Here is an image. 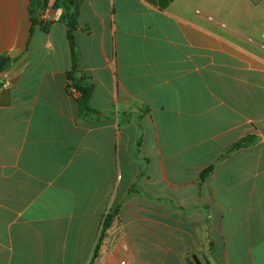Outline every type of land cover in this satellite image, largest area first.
Instances as JSON below:
<instances>
[{"label": "crops", "instance_id": "obj_1", "mask_svg": "<svg viewBox=\"0 0 264 264\" xmlns=\"http://www.w3.org/2000/svg\"><path fill=\"white\" fill-rule=\"evenodd\" d=\"M4 57L0 264H264V0H0Z\"/></svg>", "mask_w": 264, "mask_h": 264}, {"label": "trees", "instance_id": "obj_2", "mask_svg": "<svg viewBox=\"0 0 264 264\" xmlns=\"http://www.w3.org/2000/svg\"><path fill=\"white\" fill-rule=\"evenodd\" d=\"M49 0H31L32 2V7H37V6H47ZM69 24V40H70V44H71V48H72V53H73V70H72V77L76 78V71H77V55H76V49H75V37H74V32L76 30L77 27V22L76 20L71 17V15H65L64 17ZM10 62V59L8 57H4L0 59V73L2 71H4V69L6 68V66L8 65V63ZM76 90H78V92H80L81 97L79 99V103H80V111L81 114H85L87 112H90L91 109L89 107V103L90 100L92 98V93H93V89L92 86L90 85H76L75 86ZM254 143V139L253 138H247L239 143H237L232 150H236L239 148H245V147H249ZM213 167L209 168L206 172H204L202 174V178H205L208 173H210L212 171ZM112 216L108 215V217L105 219V223H104V227L101 231V236H100V241H103L106 238V234L108 229L112 226ZM98 251H99V247H97L94 257H97L98 255Z\"/></svg>", "mask_w": 264, "mask_h": 264}, {"label": "water", "instance_id": "obj_3", "mask_svg": "<svg viewBox=\"0 0 264 264\" xmlns=\"http://www.w3.org/2000/svg\"><path fill=\"white\" fill-rule=\"evenodd\" d=\"M205 264H210L207 259L204 258ZM188 264H202L196 257L193 258V261L191 259L188 260Z\"/></svg>", "mask_w": 264, "mask_h": 264}, {"label": "built area", "instance_id": "obj_4", "mask_svg": "<svg viewBox=\"0 0 264 264\" xmlns=\"http://www.w3.org/2000/svg\"><path fill=\"white\" fill-rule=\"evenodd\" d=\"M120 264H134L132 261H130L129 259H123Z\"/></svg>", "mask_w": 264, "mask_h": 264}]
</instances>
